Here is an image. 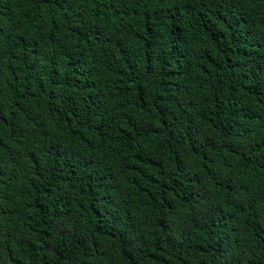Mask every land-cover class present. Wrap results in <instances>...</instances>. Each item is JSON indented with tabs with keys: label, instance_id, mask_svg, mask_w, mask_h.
<instances>
[{
	"label": "trees",
	"instance_id": "trees-1",
	"mask_svg": "<svg viewBox=\"0 0 264 264\" xmlns=\"http://www.w3.org/2000/svg\"><path fill=\"white\" fill-rule=\"evenodd\" d=\"M0 264H264V0H0Z\"/></svg>",
	"mask_w": 264,
	"mask_h": 264
}]
</instances>
